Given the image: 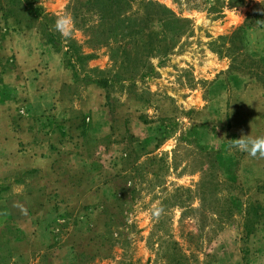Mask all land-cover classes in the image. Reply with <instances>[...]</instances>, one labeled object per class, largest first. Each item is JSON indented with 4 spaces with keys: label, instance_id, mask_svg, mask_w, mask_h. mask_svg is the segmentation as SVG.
<instances>
[{
    "label": "rangeland",
    "instance_id": "374dc122",
    "mask_svg": "<svg viewBox=\"0 0 264 264\" xmlns=\"http://www.w3.org/2000/svg\"><path fill=\"white\" fill-rule=\"evenodd\" d=\"M153 1L191 29L133 75L76 0H0V264H264V156L232 147L264 138V27L221 39L263 0Z\"/></svg>",
    "mask_w": 264,
    "mask_h": 264
},
{
    "label": "trees",
    "instance_id": "16d2710c",
    "mask_svg": "<svg viewBox=\"0 0 264 264\" xmlns=\"http://www.w3.org/2000/svg\"><path fill=\"white\" fill-rule=\"evenodd\" d=\"M22 1L26 3V10L30 14L35 17H39L42 14L41 8L34 5L37 0ZM134 1L137 0H76L82 8H85V14L91 13L99 16V23L89 26V30L98 37L104 35L105 40H102L104 45L108 44L112 39L113 41H121L123 43V63H126L127 68L134 67L133 75L136 72L135 69L144 67L146 61L152 56L157 54L166 56L174 48V41L170 38V35L174 37V34L177 35L184 30L191 29L192 25L189 18H181L172 9L153 0H141L142 10L139 14L138 12L128 14ZM226 2L229 8H238L248 5L251 1L216 0L213 9L221 11L223 4ZM261 6L264 8V0L255 8V13L248 15L245 21L236 27L231 34L221 38L223 41L230 43L229 49H233L236 53L235 60L240 58V56H244L241 60L242 62L245 61L246 56H252L246 49L248 45L247 32L253 26L258 28L264 27V21H262L264 9ZM255 21L258 24H255ZM47 35L49 43H53L59 51L62 45L61 41L57 40L52 30H49ZM58 43L60 45L56 46ZM74 45H67L68 50L66 54L69 62L82 58L80 56L81 52H78ZM234 69L236 68L232 66L228 74L231 75ZM96 82L101 83V86H106L109 80L107 78H99ZM255 211L257 215L258 208ZM247 226L249 227V224ZM251 227H253L252 223Z\"/></svg>",
    "mask_w": 264,
    "mask_h": 264
},
{
    "label": "clouds",
    "instance_id": "9594fccd",
    "mask_svg": "<svg viewBox=\"0 0 264 264\" xmlns=\"http://www.w3.org/2000/svg\"><path fill=\"white\" fill-rule=\"evenodd\" d=\"M54 29L65 39H73L76 36L73 17L67 13L57 17ZM245 136L236 139L238 142L233 144L232 147L238 151L247 152L251 155H256L257 152H259L261 156H264V138L249 137L245 139Z\"/></svg>",
    "mask_w": 264,
    "mask_h": 264
}]
</instances>
